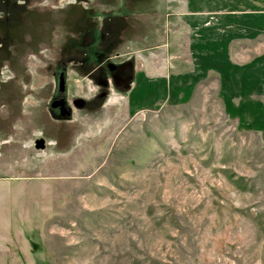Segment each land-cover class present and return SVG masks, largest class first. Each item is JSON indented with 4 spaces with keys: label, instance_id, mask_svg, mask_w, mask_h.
<instances>
[{
    "label": "rangeland",
    "instance_id": "374dc122",
    "mask_svg": "<svg viewBox=\"0 0 264 264\" xmlns=\"http://www.w3.org/2000/svg\"><path fill=\"white\" fill-rule=\"evenodd\" d=\"M246 1L0 0V177L21 182L0 264H264V100L245 81L264 38L229 31ZM188 3L209 22L199 68ZM148 62L178 73L134 87Z\"/></svg>",
    "mask_w": 264,
    "mask_h": 264
},
{
    "label": "crops",
    "instance_id": "0c3cea01",
    "mask_svg": "<svg viewBox=\"0 0 264 264\" xmlns=\"http://www.w3.org/2000/svg\"><path fill=\"white\" fill-rule=\"evenodd\" d=\"M205 6V4H181L180 8L182 11L179 12L188 25V28L191 30V33L189 34L191 41L189 50L192 52L193 56L191 64L198 68L201 67L200 59H202V57L204 58V54H206L205 51L201 50L204 47L203 40L201 38L203 35H205V32H202L201 29H204L203 27L209 23L207 22L208 19H206L205 16ZM233 9L235 11L231 12V28H229L230 34L236 38L244 37L246 40H254L258 37L264 38V0H248L247 4H235V8ZM214 24H216V22H214ZM192 36L194 38L191 40ZM191 48L194 49L191 50ZM154 62H148L146 63V66L144 65L145 72L142 77L140 76L141 73H138L139 69L136 70L133 81L134 87L143 86L147 88V86L152 83L153 77L157 76V73H160V78L161 76L163 77L165 75L168 77L170 73H174L173 75L169 76V78H172L176 73H178L173 72V69H170L168 62L165 63L164 67H162V70L159 71L158 68L153 64ZM151 64L153 65L151 66ZM141 70L143 73V69ZM194 71L197 73L201 72L200 69ZM245 73V81L247 82V89L249 92H251L252 95L260 94L262 96L261 98L264 100V48L262 55L249 63V68L246 67ZM81 87L82 85L79 84L77 89H80ZM74 94L76 97H80L81 100L87 98V94L85 92L77 91ZM137 100L139 102L138 98ZM44 142L45 141L43 139H35L34 147L38 150H42L46 145V142ZM13 183L20 184L21 182L12 181L11 178L5 177V174L0 177V204L6 195L7 197L9 196L8 199L12 200L11 195L13 193L10 186ZM17 195L21 196L22 192H18Z\"/></svg>",
    "mask_w": 264,
    "mask_h": 264
},
{
    "label": "water",
    "instance_id": "95a60500",
    "mask_svg": "<svg viewBox=\"0 0 264 264\" xmlns=\"http://www.w3.org/2000/svg\"><path fill=\"white\" fill-rule=\"evenodd\" d=\"M60 85H61L60 87H64V86H63V79H62V78L60 79ZM60 102L63 103V104H62V107L60 108V112H61L62 114L69 115V114H70V107H69V105H67L65 99L62 98ZM55 104H56V103H54V101H53V102L51 103V106L53 107V106H55Z\"/></svg>",
    "mask_w": 264,
    "mask_h": 264
},
{
    "label": "flooded vegetation",
    "instance_id": "af4514ba",
    "mask_svg": "<svg viewBox=\"0 0 264 264\" xmlns=\"http://www.w3.org/2000/svg\"><path fill=\"white\" fill-rule=\"evenodd\" d=\"M62 98H63V96H60L59 98L54 99L53 101H54V103H56V104H55V106H53V107H55V108L57 107L58 109H60V108L62 107V104H63V103L60 102ZM53 101H52V102H53ZM52 102H51V103H52ZM50 105H51V104H50Z\"/></svg>",
    "mask_w": 264,
    "mask_h": 264
}]
</instances>
